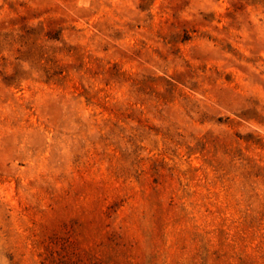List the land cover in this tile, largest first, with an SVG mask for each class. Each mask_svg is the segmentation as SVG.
I'll list each match as a JSON object with an SVG mask.
<instances>
[{"label": "rangeland", "instance_id": "374dc122", "mask_svg": "<svg viewBox=\"0 0 264 264\" xmlns=\"http://www.w3.org/2000/svg\"><path fill=\"white\" fill-rule=\"evenodd\" d=\"M0 264H264V0H0Z\"/></svg>", "mask_w": 264, "mask_h": 264}]
</instances>
